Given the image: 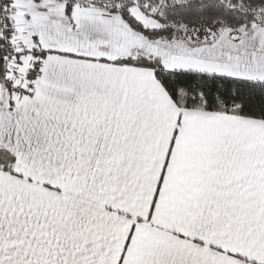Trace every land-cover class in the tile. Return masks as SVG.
Masks as SVG:
<instances>
[{"label":"snow or ice","instance_id":"snow-or-ice-1","mask_svg":"<svg viewBox=\"0 0 264 264\" xmlns=\"http://www.w3.org/2000/svg\"><path fill=\"white\" fill-rule=\"evenodd\" d=\"M0 264H264V0H0Z\"/></svg>","mask_w":264,"mask_h":264}]
</instances>
